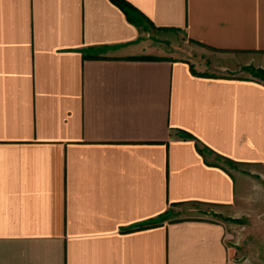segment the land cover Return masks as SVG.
Wrapping results in <instances>:
<instances>
[{"label":"crops","instance_id":"crops-1","mask_svg":"<svg viewBox=\"0 0 264 264\" xmlns=\"http://www.w3.org/2000/svg\"><path fill=\"white\" fill-rule=\"evenodd\" d=\"M202 48L264 69V0H0V264H264V80Z\"/></svg>","mask_w":264,"mask_h":264},{"label":"rangeland","instance_id":"rangeland-1","mask_svg":"<svg viewBox=\"0 0 264 264\" xmlns=\"http://www.w3.org/2000/svg\"><path fill=\"white\" fill-rule=\"evenodd\" d=\"M173 53H181L185 56H190L192 62H194L193 65L204 72L254 76L256 74L255 71L258 69L253 65H236L235 67L227 66L229 62L226 57H224L226 54L209 48H202L201 50L193 52L180 50ZM262 239L263 240L258 243V248L260 249L261 258L264 260V238Z\"/></svg>","mask_w":264,"mask_h":264},{"label":"trees","instance_id":"trees-1","mask_svg":"<svg viewBox=\"0 0 264 264\" xmlns=\"http://www.w3.org/2000/svg\"><path fill=\"white\" fill-rule=\"evenodd\" d=\"M116 2L118 1V0H115ZM121 4V3H120ZM123 7H124V9H126V12H128V14H130L131 15V13H134L133 14V17L131 16V18H134V17H136V13L133 11V7H131L128 3H126V5H127V7L128 8H125V5L124 4H121ZM132 10V11H131ZM255 75L254 76H256V77H259L260 79H263L264 80V69H262V68H258L257 69V71H255ZM187 135H191V134H189L188 132H185Z\"/></svg>","mask_w":264,"mask_h":264}]
</instances>
